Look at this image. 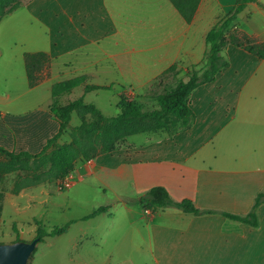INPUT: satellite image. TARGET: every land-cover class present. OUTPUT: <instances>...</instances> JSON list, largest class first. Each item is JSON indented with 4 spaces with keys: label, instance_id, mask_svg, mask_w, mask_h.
Returning <instances> with one entry per match:
<instances>
[{
    "label": "crops",
    "instance_id": "crops-1",
    "mask_svg": "<svg viewBox=\"0 0 264 264\" xmlns=\"http://www.w3.org/2000/svg\"><path fill=\"white\" fill-rule=\"evenodd\" d=\"M202 1L191 24L169 0H30L6 16L0 22V85H13V93L0 92V148L38 154L57 134L52 86L63 69L74 74L66 80L84 76L89 85L107 87L115 84L117 73L128 78L124 87L141 95L140 90L151 94L172 65L199 64L214 19L226 16L237 0ZM262 5L264 0L250 4L237 21V29L260 43ZM135 32L145 41L135 42ZM36 53L47 54L51 63L32 88L25 55ZM224 54L230 66L191 96L197 119L189 130L145 133L148 138L137 145L127 138L117 151L79 162L72 188L90 177L103 182L100 190H110L123 209L118 238L136 251L121 260L112 252H87L69 257L73 264H264V204L257 210L256 228L223 215L247 216L264 192V59L233 46ZM78 88L85 94L84 86ZM70 142L67 132L58 140L59 145ZM38 187L40 192H32ZM48 187L13 194L11 186L2 207L20 210L22 197L26 208L42 205V195L53 198ZM154 187L214 213L153 212L135 203ZM110 238L97 236L100 242Z\"/></svg>",
    "mask_w": 264,
    "mask_h": 264
},
{
    "label": "trees",
    "instance_id": "trees-1",
    "mask_svg": "<svg viewBox=\"0 0 264 264\" xmlns=\"http://www.w3.org/2000/svg\"><path fill=\"white\" fill-rule=\"evenodd\" d=\"M169 1L187 24L194 21L201 2H203L202 0ZM256 1H236L231 11L207 33L205 39L207 51L201 64L191 66L186 72L185 79L179 80L175 87L165 88L163 92L154 96L157 103L155 109L146 110L140 101L128 97L124 92L120 95L119 115L110 118L105 116L96 105L86 103L84 96L66 105H61L58 99L72 93L80 86H84L85 94L93 91H111L113 86L89 85L84 76L54 84L52 86L54 102L51 110L59 121L57 134L38 154L15 153L0 148V154L6 158L5 162L0 163V180L10 170L29 171L30 174L25 177L24 181L22 180V183L18 184V188L13 192L15 194L24 188L40 184L41 177H44L48 182L59 183L67 178L78 162H88L101 154L113 153L117 151L119 143L129 137L160 131L189 130L197 119L191 107V96L200 86L215 81L217 76L230 66V60L224 55L228 47L241 48L259 59H264V43L258 42L254 37L237 29L239 16ZM22 6L24 5L19 0H0V22ZM262 8L264 10V5ZM25 63L29 85L33 88L42 81V73L49 68L51 58L45 53L26 54ZM177 69V64H174L164 75L176 72ZM75 113L83 119V122L80 126L70 129L72 116ZM88 117L90 120H86ZM65 132L69 133L71 142L59 145L58 140ZM135 203H138L143 209L153 212L172 208L196 216L214 213L198 209L191 200L181 202L173 200L164 187L152 188ZM263 204L264 192L258 195L254 208L247 216H234L227 213L223 215L256 228L259 225L257 210ZM108 210V207H100L85 216L82 221L94 219ZM74 223L76 221L47 231L42 222L37 221L35 239L44 242L45 238L63 235Z\"/></svg>",
    "mask_w": 264,
    "mask_h": 264
},
{
    "label": "rangeland",
    "instance_id": "rangeland-1",
    "mask_svg": "<svg viewBox=\"0 0 264 264\" xmlns=\"http://www.w3.org/2000/svg\"><path fill=\"white\" fill-rule=\"evenodd\" d=\"M19 1L24 5L30 0ZM223 17L225 16L216 17L213 23H217ZM132 36H135V42L137 43L145 41V38L141 37L140 39L136 32ZM177 66L176 72H170L155 81L151 94H144V91L140 90V95L131 87H124L127 85L126 79L128 78L124 79L120 74L115 73V84L111 91L91 92L86 95L82 89L78 88L74 92L59 98L58 102L61 105H66L81 98L83 94L86 95V103L96 105L105 116L112 118L119 115L120 95L125 92L128 97L140 101L146 110H152L157 108L154 96L163 92L165 88L175 87L179 80L185 79L186 72L191 67L178 65V63ZM65 71L67 70L63 69L58 81L61 82L74 76L73 74L70 77ZM129 75L131 81L137 85L138 81L132 79L135 74L131 72ZM19 89L21 88L18 87ZM0 92L13 93V85L1 84ZM72 117L70 129L82 124L83 119L78 114L75 113ZM88 119L90 120L89 117L86 118V120ZM148 136L143 134L136 135L128 138L127 142L128 144L137 145L140 144V141L147 139ZM5 161V157L3 159L0 158V163ZM78 164L79 162L74 166L67 178L59 183L48 182L44 177H41L42 182L34 186H50L48 188L53 191V198H50L47 194L42 195V199H45L44 203L42 205L36 203L30 208H26V197L18 199L20 210L12 209L9 205L3 208L1 204L7 190L13 186L14 192L18 188V184L22 183L25 177L30 174L29 171L10 170L0 180V244H14L16 242H31L35 240L37 236V221L42 222L44 229L47 231L76 221L70 226L67 233L54 238H45L44 242H39L28 264H73L69 257H79L87 254V252L104 255L112 252L115 253L114 257L119 256V260H121L124 254L127 255L136 251V248L133 249L129 244L120 242L118 238V236H122L123 209L117 207L113 202V193L110 190L105 192L100 190V187L104 185L103 182H97L96 179L90 177L72 188L77 183L73 173L77 170ZM70 188H72L71 194L68 193ZM40 191L41 188L38 187L32 192ZM68 197L71 198L70 201ZM100 206L108 207L109 210L106 213L109 212V214L106 216L101 215L92 221L80 220V218L87 216L98 207L100 208ZM97 236H103V238L104 236H110V242H100ZM78 260L81 261V259Z\"/></svg>",
    "mask_w": 264,
    "mask_h": 264
},
{
    "label": "water",
    "instance_id": "water-1",
    "mask_svg": "<svg viewBox=\"0 0 264 264\" xmlns=\"http://www.w3.org/2000/svg\"><path fill=\"white\" fill-rule=\"evenodd\" d=\"M38 243L39 240L35 239L31 242L0 244V264H28Z\"/></svg>",
    "mask_w": 264,
    "mask_h": 264
}]
</instances>
